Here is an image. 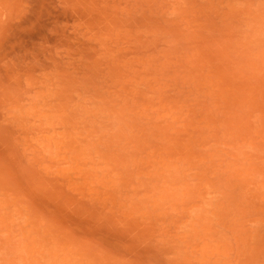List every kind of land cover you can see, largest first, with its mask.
<instances>
[{
  "label": "rangeland",
  "instance_id": "obj_1",
  "mask_svg": "<svg viewBox=\"0 0 264 264\" xmlns=\"http://www.w3.org/2000/svg\"><path fill=\"white\" fill-rule=\"evenodd\" d=\"M0 264H264V0H0Z\"/></svg>",
  "mask_w": 264,
  "mask_h": 264
}]
</instances>
